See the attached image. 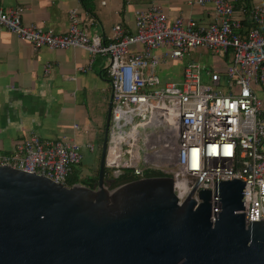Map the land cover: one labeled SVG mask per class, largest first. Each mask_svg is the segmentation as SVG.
I'll return each mask as SVG.
<instances>
[{"label": "built area", "instance_id": "obj_1", "mask_svg": "<svg viewBox=\"0 0 264 264\" xmlns=\"http://www.w3.org/2000/svg\"><path fill=\"white\" fill-rule=\"evenodd\" d=\"M181 1L211 5L213 22L199 26L193 19L181 17L169 22L162 8L151 4L135 13L134 32L118 24L109 38H89L80 27L77 10L69 14L68 31L56 35L23 25L20 8L0 6V25L17 38L30 41L36 49L70 48L84 50L91 58L107 57L111 120L132 125L131 145L129 142L126 149L121 147L124 138L109 131L113 144L107 145L105 167L110 182L128 176L145 178V171L153 170L186 181L189 195L204 174L192 195L199 204L200 190L215 191V182L237 179L244 183L246 222L264 221V125L261 101L254 92V86L264 89V5L235 9L230 0ZM135 47L139 51H134ZM200 47L224 59L230 56L224 72L188 62L180 83L163 82L156 75L161 62L168 58L182 60ZM204 75L207 83H202ZM163 125V133L174 139L173 148L168 149L164 143L159 150L146 154L145 167H139L134 134ZM152 139L146 141L147 148ZM87 149L92 152L93 146ZM124 153L128 155L126 160ZM82 161V150L73 138L44 141L33 132L12 155L0 156V165L64 185ZM156 162L160 164L157 167Z\"/></svg>", "mask_w": 264, "mask_h": 264}, {"label": "water", "instance_id": "obj_2", "mask_svg": "<svg viewBox=\"0 0 264 264\" xmlns=\"http://www.w3.org/2000/svg\"><path fill=\"white\" fill-rule=\"evenodd\" d=\"M67 186L0 165V264H264V221L246 222L244 183L215 182L196 204L186 181L145 177L112 190Z\"/></svg>", "mask_w": 264, "mask_h": 264}, {"label": "crops", "instance_id": "obj_3", "mask_svg": "<svg viewBox=\"0 0 264 264\" xmlns=\"http://www.w3.org/2000/svg\"><path fill=\"white\" fill-rule=\"evenodd\" d=\"M84 1L88 2L90 11L83 7L81 0H0V6L20 8L23 25L56 35L68 31L69 14L77 10L80 27L89 38H109L118 24L125 31L134 32L135 13L151 4L160 6L169 22L181 17L193 19L199 26H208L214 19L211 5L202 7L181 0ZM230 2L235 9L264 5V0ZM134 51H139V47ZM224 60L228 64L230 56ZM106 64L107 57L91 58L84 50L36 49L30 41L17 38L0 25V156L12 155L15 147L32 132L44 141L66 136L80 146L84 167L87 153H94L96 148L101 152L112 103ZM263 105L261 102L264 125ZM88 145L93 146L92 152L88 151ZM82 166L78 168L80 175Z\"/></svg>", "mask_w": 264, "mask_h": 264}, {"label": "rangeland", "instance_id": "obj_4", "mask_svg": "<svg viewBox=\"0 0 264 264\" xmlns=\"http://www.w3.org/2000/svg\"><path fill=\"white\" fill-rule=\"evenodd\" d=\"M85 33L87 34V32ZM211 54L212 53L208 49L203 47L194 49L190 51L189 57L182 59L183 61H176L168 58L165 62H161L160 65L156 68L155 73L163 82L174 81L180 83L183 80V69L186 66V63H188V61L196 62L201 67L204 65V67L205 66L209 67L213 71L225 70L227 65L225 60L222 59V57L220 56L211 55ZM207 82L208 79L204 75L202 83H207ZM254 90L257 98L262 102V104H264L263 103L264 90H262L258 86H254ZM262 111L264 110L262 109ZM131 122H134V120L132 119ZM164 129H165L164 125L161 127H147L144 130H140L138 134H134L135 139L138 141L135 150L140 155V163L138 164L139 167L141 168L145 167L143 160L146 154H151L155 149L159 150L164 143H165L164 145L167 146L168 149L173 148L174 139L168 133H163ZM109 131L111 133L115 131L118 137L124 138V141L121 144V147L123 149H126L131 145V138H129V135L132 132V125L125 124L124 122H116L111 120ZM151 137H153L152 142L150 141L151 147L147 148L146 141L149 140ZM108 144L110 145L113 143L109 141ZM153 146H155V148H153ZM100 156H101V152L99 148H96V151L92 154L87 153V162L84 163V167L83 166L81 167V171H82L81 176L83 177L95 176L97 174L96 168L99 165ZM127 156L128 155L124 153L123 160H126ZM151 159L152 158L149 157L150 161ZM155 164L156 167L160 165L157 162ZM90 165L92 166L90 167ZM89 169L91 170L93 169V171L90 172Z\"/></svg>", "mask_w": 264, "mask_h": 264}, {"label": "trees", "instance_id": "obj_5", "mask_svg": "<svg viewBox=\"0 0 264 264\" xmlns=\"http://www.w3.org/2000/svg\"><path fill=\"white\" fill-rule=\"evenodd\" d=\"M81 3L83 5V7L87 10L90 11V8L89 5H88V2H85L84 0H81ZM82 166V163L75 167L74 170H73V173L72 175L66 180V185L67 186H72L74 184H81V185H84L86 187H89V188H94V186L96 185L97 183V177H98V170H99V165L97 166L96 168V175L95 176H81L80 173H79V170L78 168ZM144 176L145 177H162L164 176L161 172H157V171H153V170H146L145 173H144ZM104 177L107 179V169L105 168L104 169ZM133 180H136L135 177H131V176H128L126 177L125 179L121 180V181H118V182H115L111 185L110 187V190L124 184V183H127L129 181H133Z\"/></svg>", "mask_w": 264, "mask_h": 264}, {"label": "clouds", "instance_id": "obj_6", "mask_svg": "<svg viewBox=\"0 0 264 264\" xmlns=\"http://www.w3.org/2000/svg\"><path fill=\"white\" fill-rule=\"evenodd\" d=\"M110 122H111V114H110ZM109 127H110V125H109ZM108 137H109V131H108ZM107 142H108V139H107ZM106 151H107V150H106ZM105 156H106V155H105ZM82 162H83V161H82ZM82 162H81V163H82ZM79 165H80V164H79ZM79 165H78V166H79ZM75 167H77V166H75ZM75 167H74V168H75ZM74 168H73V170H74ZM105 168H106V167H105ZM105 168H104V169H105ZM105 179H106V178H105ZM107 180H108V178H107ZM65 185H66V183H65Z\"/></svg>", "mask_w": 264, "mask_h": 264}, {"label": "bare ground", "instance_id": "obj_7", "mask_svg": "<svg viewBox=\"0 0 264 264\" xmlns=\"http://www.w3.org/2000/svg\"><path fill=\"white\" fill-rule=\"evenodd\" d=\"M114 152H117V154L119 153V150L118 148L114 149Z\"/></svg>", "mask_w": 264, "mask_h": 264}]
</instances>
